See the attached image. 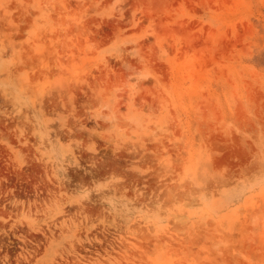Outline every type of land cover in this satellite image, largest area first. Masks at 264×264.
<instances>
[{
    "label": "rangeland",
    "instance_id": "obj_1",
    "mask_svg": "<svg viewBox=\"0 0 264 264\" xmlns=\"http://www.w3.org/2000/svg\"><path fill=\"white\" fill-rule=\"evenodd\" d=\"M0 264H264V0H0Z\"/></svg>",
    "mask_w": 264,
    "mask_h": 264
},
{
    "label": "bare ground",
    "instance_id": "obj_2",
    "mask_svg": "<svg viewBox=\"0 0 264 264\" xmlns=\"http://www.w3.org/2000/svg\"><path fill=\"white\" fill-rule=\"evenodd\" d=\"M44 189V188H43ZM123 241V240H122ZM111 244V243H110ZM122 244V243H121ZM125 246V245H124ZM125 250V249H124ZM35 251V250H34ZM123 253V252H122ZM124 255V254H123Z\"/></svg>",
    "mask_w": 264,
    "mask_h": 264
}]
</instances>
